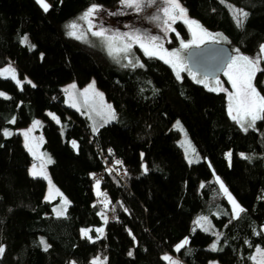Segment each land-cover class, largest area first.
Masks as SVG:
<instances>
[{"label":"trees","instance_id":"1","mask_svg":"<svg viewBox=\"0 0 264 264\" xmlns=\"http://www.w3.org/2000/svg\"><path fill=\"white\" fill-rule=\"evenodd\" d=\"M119 1L46 0L51 7L45 13L36 0H0V70L11 64L36 85L23 83L21 90L0 77V92L10 97L0 96V264H91L98 256L107 264H169L164 254L179 264H254L256 248L264 250V120L244 132L228 115L226 92H210L188 74L177 80L169 65L140 50L143 68L116 67L102 50L66 34V24L91 6ZM178 1L204 28L222 32L233 52L259 54L264 0ZM227 4L249 13L242 29ZM177 28L190 38L185 24ZM24 36L31 50L21 42ZM92 80L117 116L95 133L87 114L65 104L63 91L70 82L83 88ZM256 86L264 96V71ZM34 121L40 122L42 150L54 161L50 176L70 202L64 217L54 216L45 201L46 182L29 174L33 158L19 131ZM176 121L201 162H187ZM5 129L13 135L4 137ZM217 177L246 210L239 218ZM199 217L211 222L209 232H193ZM82 229L92 230L91 239L82 237ZM214 233L220 238L211 251ZM185 238L188 244L176 252Z\"/></svg>","mask_w":264,"mask_h":264},{"label":"snow or ice","instance_id":"2","mask_svg":"<svg viewBox=\"0 0 264 264\" xmlns=\"http://www.w3.org/2000/svg\"><path fill=\"white\" fill-rule=\"evenodd\" d=\"M36 3L43 9L45 13H47L51 7L50 4L46 2V0H36ZM122 7L128 9H134L137 13L144 11L146 8L151 7L156 3V0H120ZM166 7L161 9L163 16L165 19L162 21V25H158L161 27V30L164 32L165 37L168 32H176V29L173 25L177 21H182L185 25H187L189 32L192 34V40L189 43H185L182 39L180 40V49L187 50L190 47H200V45L205 41V38L210 39L213 42L220 43L221 41L226 42V37L222 34L212 35L208 33L206 30L202 28V26L195 20H191L187 17V10L184 9L178 0H165ZM221 3H224V0H221ZM226 7L230 9L233 13V19L236 22V26L238 28H243L244 24L249 16L247 11L243 9H236L234 6L227 4ZM100 11V7L97 5L91 6L81 17L80 20H83L87 23L88 28L87 32L91 33V36L97 38L101 45L107 51L109 57H111L116 63H120L121 59L127 60L126 64L121 65L122 67H131L135 68H143L144 65L140 63L137 58L135 62L132 59H129L130 54L133 53V46H138L140 50H142L143 54L148 58H155L162 60L165 64L169 65L173 71L175 72L176 79H181V72L187 70V65L184 62V59L181 56L179 50L169 51L164 47L163 40L159 36L149 35L147 33H139V32H127V33H119V32H110L104 28H100L98 30H94L95 25L92 23V17ZM153 20L160 21L161 17L159 15L153 16ZM69 28L68 35L76 40L81 42L89 43L86 33L79 31V25L75 22L67 25ZM177 38H179V33L176 32ZM23 44L27 45L31 50L34 48V45L29 43L28 37L24 36L21 41ZM237 55L230 58L229 62L226 65L227 70L224 72V75L227 77L228 83L231 85L232 91L229 92L227 88H225L219 79L214 81V85L210 86L207 82V78L203 80H198L196 75L189 70V75L192 76V79L195 80L199 84H203V86L210 92H226L228 93V115L229 117L240 126V128L247 132L249 129L255 130L256 122L258 120H264V96L260 95L257 91L254 80L257 72L264 71L260 67L262 61H264V44L260 45L259 54L256 57H249L239 53V49L236 50ZM0 77L4 79H11L14 81L18 87L23 90V83L31 84L32 87H35V84H32L30 80H25L21 82L18 77L16 70L9 65L8 67L0 70ZM76 84L73 83L69 87L63 89V91L67 95V100L69 106L75 108L76 111H81V102L77 97L76 93ZM0 96L4 99H10L5 93L0 92ZM79 97L83 98V106L89 109L88 119L93 120V113L95 116L99 117L103 123L100 125L102 127L104 124L109 123L111 120L115 119V112L112 109L111 105L104 103L103 94L99 93L95 89V81L89 84L87 88L78 94ZM98 98V100H97ZM49 116L55 120L57 123H60V120L57 116L52 113H49ZM9 123H15V118H13ZM40 127L39 121H34L32 127L27 131L21 133L25 139V148L26 150L33 156L34 159L44 160L46 154L38 155L39 144H34L30 141L32 131ZM175 127L183 131L180 122L177 121ZM93 132L98 131V127L93 120L92 125ZM13 135L12 132L5 129L3 130L4 137H10ZM186 135V134H185ZM34 139V138H33ZM43 140L41 138L40 143ZM181 147L185 148V155L188 158L189 164L193 162H198L195 160L196 153L195 149L191 146V143L187 140L181 142ZM72 147L74 149H78V145L75 141H72ZM191 154V158H189ZM231 152L227 153V157L231 159ZM242 158L249 159V157L241 154ZM47 164H52L54 161L47 157ZM117 165L122 166L121 161H115ZM114 169H108L109 173H111ZM147 171V168H145ZM29 174L35 179L38 177H42L43 179L48 181L50 186L49 195L46 197L47 200L52 199V182L50 177L48 176L45 165L42 163L39 168H37L36 164L32 165ZM126 174V173H125ZM216 182L219 184L220 191L227 197L229 203L232 205V216L233 218H239L240 213L246 211L242 208L236 200L231 196L228 192V189L225 187L222 181H220L219 177L216 178ZM96 189L97 195L104 196V200L102 203L104 204V208L108 209V205L110 201L107 200L106 194L101 193L100 189V181H96ZM203 187V185H201ZM56 195H60L63 200L62 208H54L53 211L56 213L57 217L64 216L67 211V206L70 203L66 198L63 197L62 193H59L56 190ZM115 211V209H112ZM102 216L105 223H107V216L104 212L99 213ZM195 227L193 228V232H195L196 228L201 229L204 232H209L212 228L211 222L207 217H199L194 221ZM91 229H82L81 234L82 237L91 239L89 237V232ZM98 233H103L104 229H96ZM217 236V242H214L211 245V251L217 250V243L220 238L219 233H214ZM188 239L185 238L180 244H178L175 248L176 252H180L185 245L188 244ZM40 243L44 245V250L47 251L49 245L41 240ZM5 249L0 246V255H3ZM129 255H132L130 252ZM259 257V260L257 259ZM163 259L168 261L169 264H179L178 261L173 260L170 256H164ZM254 261V264H264V250L257 247L256 255L250 257ZM75 264V262H73ZM91 264H107L106 258L101 260L98 256L91 261Z\"/></svg>","mask_w":264,"mask_h":264},{"label":"rangeland","instance_id":"3","mask_svg":"<svg viewBox=\"0 0 264 264\" xmlns=\"http://www.w3.org/2000/svg\"><path fill=\"white\" fill-rule=\"evenodd\" d=\"M178 2H179V1H178ZM179 3H180V2H179ZM180 5L182 6L181 3H180ZM166 6H167V5H166V3H165V0H156V3L153 4L151 7L146 8L144 11H142V12H140V13H137L134 9H128V8H124V7H122V5H121V3H120V1H119V4H118L117 6H115V7H103V6H99V7H100V11L97 12V13L92 17V23L95 25L94 30H98V29H100V28L102 27V28H104V29H106V30H108V31H110V32H119V33H121V34H123V33H127V32H139V33H147V34H149V35H153V36H159V37H161V39L163 40L164 47H165L167 50H169V51L179 50V51H180L181 56H182V58L184 59V62L186 63V65H187V62H186V53L188 52V50H190V49H192V48H198V47L193 46V47L188 48L187 50L180 49V40H181V39H182L185 43H189V42L192 40V34H191V32H189V33H190V38L186 40V39H184V36L182 35V33H181V32L179 31V29L177 28V24H178V23H183L182 21H177V22L173 25V27L176 29V32L179 33V38H177L176 32H168L167 36L165 37L164 32L161 30V27L158 26V25H162V21L165 19V17L163 16L162 11H160V10L163 9L164 7H166ZM182 7H183V6H182ZM183 8H184V7H183ZM184 9H185V8H184ZM156 15H159V16L161 17V20H160V21H155V20L152 19V17H153V16H156ZM80 17H81V16H80ZM187 17H188L189 19H191V20H195V21H197L196 19H194L193 17H191V16L188 14V12H187ZM73 22L77 23V24L80 26V27H79V31L86 33L87 38H88V41H89V43H85V42H81V41L78 40L79 42H81V43H83V44H85V45H88V46H91V47H96V48L102 50V51L108 56L110 62H111L114 66H116V67H120V68H122L121 65L127 63V60H124V59L122 58L121 61H120V63L118 64V63H116L111 57H109V55L107 54L106 49L104 48L103 45H101V43L99 42V40H98L97 38L91 36V33L87 32V28H88L87 23H86L85 21H83V20H80L79 17L76 18V19H74V20H72V21H70L69 23L66 24V26H65L66 34H67L68 31H69V28L67 27V25H69V24H71V23H73ZM197 22H198V21H197ZM198 23L201 25L200 22H198ZM183 24H184V23H183ZM185 26L187 27V25H185ZM201 26H202V25H201ZM202 28H203L204 30H206L208 33L212 34V35L222 34L224 37H226V36H225L222 32H220V31H210V30H207L206 28H204L203 26H202ZM187 29H188V27H187ZM188 31H189V30H188ZM67 35H68V34H67ZM68 36H69V35H68ZM69 37H70V36H69ZM70 38H72V37H70ZM73 39H74V38H73ZM75 40H76V39H75ZM209 43H216V42H213V41H211L210 39L205 38V41L200 45V47H202V46H204V45H206V44H209ZM217 44H225V45H227V44H229V39L226 37V42H225V41H221L220 43H217ZM139 50H140L139 47L134 45V46H133V50H132L133 53H134V55H131V54H130L129 59H132L133 62H135V60L138 58L139 61H140V63L143 64V60H142V58H141V55H140V53H139ZM140 51L142 52V50H140ZM142 54H143V52H142ZM143 55H144V54H143ZM236 55H237V52H234V55H233V56H236ZM144 56H145V55H144ZM9 65H11V64H9ZM9 65L5 66L4 68L8 67ZM11 67L14 68V69L16 70V73H17V77H18V79H19L21 82H23V80H22V79L20 78V76H19V72H18V70H17L13 65H11ZM260 67H261L262 69H264V61L261 62ZM4 68H3V69H4ZM1 70H2V69H1ZM226 70H227V69H226ZM174 74H175V72H174ZM185 74H188V75H189V68H188V65H187V70L181 72V74H180V75H181V79H180V80H182V79L184 78ZM258 74H259V72H257L256 77L258 76ZM195 75H196V77H197L198 80H203V79H205V77L199 76V75H197V74H195ZM175 76H176V75H175ZM189 76L192 78L191 75H189ZM256 77H255V80H254V85H255V87H256V89H257V86H256ZM1 78H2V77H1ZM9 79H10V78H9ZM218 79L220 80L221 84H222L225 88H227V89L229 90V92L232 91V89H231V85L228 83L227 77H226L224 74H223L220 78H218ZM27 80H28V79H27ZM215 80H216V79H209V78H207V82L209 83L210 86H213V85H214V81H215ZM93 81H94V80H92V82H93ZM193 81H194L196 84H199V83H197L195 80H193ZM92 82H91V83H92ZM73 83H74V82H70V83L64 85L63 89L69 87V86L72 85ZM75 84H76V83H75ZM199 85L203 86V84H199ZM76 86H77V88H76L75 91H76V93H77V97H78V99H79L80 102H81V111H80V113H82V114H87V116H88V114H89V109H87V108H85V107L83 106V98H82V97H79L78 94H79L80 92H83V90H84L85 88H87L89 85H87L86 87H83V88H80L77 84H76ZM203 87H204V86H203ZM95 89H96L97 92L102 93V91H100V90L97 88L96 83H95ZM257 91H258V90H257ZM64 93H65V92H64ZM218 93H219V92H218ZM102 94H103V93H102ZM227 94H228V93H227ZM260 95H261V94H260ZM103 98H104V103H105V104L111 105V104H110L109 102H107V100L105 99L104 94H103ZM97 100H98V98H97ZM65 104H66L68 107H70V106H69V103H68V100H67V95H66V93H65ZM111 107H112V109L114 110V108H113L112 105H111ZM70 108H72V107H70ZM73 109L76 110L75 108H73ZM114 112H115V110H114ZM92 115H93V120L95 121L97 127H99V126L103 123V121L100 120L99 117L95 116L94 113H93ZM55 116H56V115H55ZM49 117H50V116H49ZM116 118H117V116H116V113H115V119L111 120L109 123H111V122H115ZM93 120H91V121H92V125H93ZM176 122H177V121H176ZM176 122H175V124H174V128H175L176 130H178V129L175 127ZM109 123H107V124H109ZM180 125L182 126L181 123H180ZM31 127H32V125H30L28 128L21 129V130L19 131L20 134H21L22 132H24V131H27V130L30 129ZM182 128H183V131L178 130V131L180 132V139H179V141H178L179 145H181V142H182V141L187 140V141H189V142L191 143V146L195 149V147H194V145L192 144V141L190 140V138H189V136H188V134H187L185 128H184L183 126H182ZM185 134H186V135H185ZM22 137H23V135H22ZM33 138H34V139H33ZM41 138H42V140H43V142H44V138H43V136H40V132H39L38 127H37V128H35V129L32 131V133H31V137H30V141H31L32 143H34V144H39V148H38V152H37L38 155H40V154H46V153L43 152V150H42L43 142L40 143ZM23 141H24V144H25V139H24V137H23ZM182 149H183V151H184V155H185V148L182 147ZM195 153H196L195 160L198 161V162H193L192 164H197V163H199V162L202 161V157H201L200 154L196 151V149H195ZM231 154H232V152H231ZM242 154H243L244 156H246V154H244V153H242ZM30 155H31V154H30ZM31 156H32V155H31ZM47 157H50V156L46 154L44 160H38V159H34L33 156H32V158H33L32 165H33V164H36V165H37V168H39V166H40L42 163L45 165V170H46V172H47V174H48V176L50 177L51 182H52V199L49 201V200L46 199V197H48V195H49V190H50V186H49V184H48V181L45 180V179H43L42 177H38V178L43 179V180L46 182L45 201H46L47 203H51V204H52V210H53L54 208H58V209H59V208H62V207H63V200H62V198H61L60 195H56V190H58L59 193H62V192H61V191L58 189V187L54 184V182H53V180H52V178H51V176H50V173H49V166H50L51 164H47V163H46V159H47ZM50 158H51V157H50ZM185 158H186V155H185ZM189 158H191V154H190ZM51 159H52V158H51ZM227 159H228V157H227ZM231 159H232V155H231ZM231 159H230V160L228 159V161H229L230 163H231ZM186 160H187V162H188V158H186ZM188 163H189V162H188ZM32 165L30 166V169L32 168ZM30 169H29V172H30ZM96 191H97V189H96ZM62 194H63V193H62ZM63 197L66 198V197L64 196V194H63ZM66 199H67V198H66ZM67 200H68V199H67ZM68 208H69V204H68V206H67V211H68ZM67 211H66V213H65L64 216H66ZM52 213H53L54 216H56V213H55L54 211H53ZM64 216H60V217H64ZM56 217H57V216H56ZM211 225H212V224H211ZM2 247L5 249V246H2ZM262 250H263V249H262ZM166 255L172 257V256L169 255V254H164V256H166ZM255 255H256V254H255ZM164 256H163V257H164ZM1 257H2V255H0V258H1ZM172 259H173V258H172ZM257 259L259 260V257H258V256H257ZM173 260H174V259H173ZM166 262H168V261H166ZM168 263H169V262H168ZM210 264H217V263H216V262H212V263H210Z\"/></svg>","mask_w":264,"mask_h":264},{"label":"water","instance_id":"4","mask_svg":"<svg viewBox=\"0 0 264 264\" xmlns=\"http://www.w3.org/2000/svg\"><path fill=\"white\" fill-rule=\"evenodd\" d=\"M234 52L225 44L209 43L192 48L186 53L189 70L199 76L218 79L226 71V65Z\"/></svg>","mask_w":264,"mask_h":264},{"label":"crops","instance_id":"5","mask_svg":"<svg viewBox=\"0 0 264 264\" xmlns=\"http://www.w3.org/2000/svg\"><path fill=\"white\" fill-rule=\"evenodd\" d=\"M48 115H49V113H48ZM51 118V117H50ZM52 119V118H51ZM53 120V119H52ZM55 123H57L55 120H53ZM57 124H59V123H57ZM38 130H39V132H40V128L38 127ZM40 136H42V134L40 133ZM44 143V142H43Z\"/></svg>","mask_w":264,"mask_h":264},{"label":"built area","instance_id":"6","mask_svg":"<svg viewBox=\"0 0 264 264\" xmlns=\"http://www.w3.org/2000/svg\"><path fill=\"white\" fill-rule=\"evenodd\" d=\"M119 170L121 171V168H119Z\"/></svg>","mask_w":264,"mask_h":264}]
</instances>
